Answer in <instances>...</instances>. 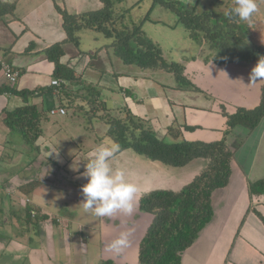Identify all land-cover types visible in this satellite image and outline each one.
Listing matches in <instances>:
<instances>
[{"label": "crops", "instance_id": "crops-1", "mask_svg": "<svg viewBox=\"0 0 264 264\" xmlns=\"http://www.w3.org/2000/svg\"><path fill=\"white\" fill-rule=\"evenodd\" d=\"M176 1L188 7L195 5L201 12L212 0ZM258 2V17L255 20H258L259 30L264 33V0ZM11 3L13 6L10 8L8 4ZM6 4L5 12L0 14V62L10 64L17 71L18 78L10 86L0 73V159H10L9 151H5L7 142L11 139L5 116L7 112L26 104L23 97L11 89L31 91L30 95H26L27 103L43 109L44 116L49 114L52 107L64 108L65 114H53L62 118L68 114L69 101L72 99L69 95L80 94L85 84L93 85L99 90L98 101L104 90L108 92L107 97L110 98L107 103L103 101V104L110 112L130 110L146 121L158 138L198 139L207 142L225 138L234 153L228 184L217 188L211 195L212 218L199 232L193 244L184 250L180 264H264V193L250 194L248 188L250 182L264 179V116L251 129L239 123L229 126L225 116V113L232 114L238 108L252 109L261 101L264 79L255 82L250 80L251 69L257 62L241 59L217 64L211 60L207 43L201 40L198 51L184 61V75L192 81L194 88L184 86L185 88L180 89L172 74L124 64L114 55L111 47L103 46L107 43V38L92 30L82 29L78 33L79 46L71 41L62 44L64 54L60 57V62L73 69L74 78L67 80L63 86H52L54 63L48 60L42 50L66 37L62 16L57 7L69 13H77L99 9L102 2L0 0L1 7ZM152 10H155V6ZM172 14L169 17L160 14L168 22L161 18H149L142 25L144 33L159 43L161 48L164 39L170 38V31H177V25L174 26L172 22ZM146 24L155 25H147V29H151L156 38L148 35V30L144 27ZM157 24H161L160 27H156ZM247 27L250 30L257 29L252 25ZM244 29L248 36L247 29ZM250 40L264 45L261 39ZM79 99L82 100L81 104L87 103L84 98ZM185 126H193L194 129H185ZM171 127L180 130L177 137L170 134ZM42 134L35 141L39 154L34 152L37 158L32 164L40 162L41 152L50 154V150L46 151L44 148L46 140L41 139ZM101 145L111 146L103 140L99 146ZM95 149H88L83 157L90 159ZM34 153L27 152L20 162H26V157L29 158ZM53 153L57 157L52 150L51 156H47L51 160H54ZM76 157L74 155L70 160L75 167L86 162L85 159ZM112 161L119 165L115 169H122L126 179L137 185L140 194L155 188L179 189L204 165L201 159H194L182 167L166 166L131 149L118 152ZM46 166L52 171L48 175L53 178L54 165ZM30 170L35 171L30 181L37 180L39 171H42L40 165ZM60 170L59 174L63 176L61 180H64L66 174L71 180H77L75 186L80 184V188L87 182V178L82 175L85 167L72 173L63 171L62 168ZM20 172L21 169L11 171L12 176L8 182L13 188H6V191L22 194L21 187L26 181L23 176L24 183H18L21 176L17 175ZM56 185L55 183L54 186ZM30 190V186H27L26 193H30ZM2 192L0 190L1 196ZM20 202L26 203L23 199ZM41 214L45 218L34 229L36 237L39 236L37 242L34 238L31 239L33 235H28L27 241L21 242L13 235L6 236L0 232V264H98L101 259H110L115 264H138V245L150 220L148 214L138 209V201L131 215L98 217L97 228L90 231L88 229L87 232H84V224L77 223L75 231L61 223L65 221L71 225L61 215L57 217L59 225L52 219L53 213L45 211ZM31 217L34 221V215ZM1 220L0 215V223ZM125 231L129 232L128 247L120 255L109 252V242ZM43 236L45 239L41 241Z\"/></svg>", "mask_w": 264, "mask_h": 264}, {"label": "trees", "instance_id": "trees-1", "mask_svg": "<svg viewBox=\"0 0 264 264\" xmlns=\"http://www.w3.org/2000/svg\"><path fill=\"white\" fill-rule=\"evenodd\" d=\"M100 1L101 8L77 13H69L57 7L62 16L66 37L42 51L48 60L54 63L52 76L54 79L63 80L61 86L74 78L73 69L60 62V57L64 54L62 44L71 41L79 46V31L89 29L107 38V43L103 46L111 47L114 55L124 64L169 72L178 83V88L183 89L184 86L194 88L184 75L185 66L181 62L166 60L159 43L148 37L142 29L143 22L149 19L148 15L155 5L170 9L176 17L175 24H180L191 39L199 42L204 40L211 53V60L217 64H227L241 59L257 62L259 58L264 57V46L248 38L242 21L226 15L234 6V0H216L214 4L219 9L201 12L196 11L195 5L188 7L176 0H152L146 15L138 22L129 17L131 7L122 5V0ZM12 6V3L8 4V7ZM6 7L7 4L0 6V14L5 12ZM221 7L225 8V11H222ZM93 89L94 93H91ZM11 90L22 96L26 104L7 112L4 120L10 129V135L20 134L31 148L30 152H37L39 147L35 145V141L42 133L38 128V121L45 115V111L35 104L27 103L26 95H30L31 91ZM79 97L87 102L89 111L102 110V101H98L99 90L93 85H83ZM225 116L229 126L237 123L250 129L256 126L264 116V83L261 86V101L257 106L252 109L238 108L232 114L225 113ZM104 121L108 124L105 134L119 145L118 152L131 149L137 154L171 167L185 166L194 159L203 161L201 169L179 189L155 188L142 193L138 198V209L150 217L138 245V264H180L184 250L193 244L199 232L212 218L213 191L228 184L233 151L225 138L208 142L198 139L158 138L146 121L126 109L123 117H111ZM184 128L194 129L193 126ZM170 131L175 137L180 132L175 127H171ZM36 158L37 154L32 155L27 162L32 164ZM48 162L56 165L50 158ZM30 182L23 184L21 188L36 183ZM248 188L250 194L264 193V179L250 182ZM24 206L26 222L30 228L37 229L39 221L45 216L37 212L34 215L35 220L32 221L31 208L25 202ZM33 237L34 235L31 237L32 240ZM98 264L115 263L110 259H101Z\"/></svg>", "mask_w": 264, "mask_h": 264}, {"label": "rangeland", "instance_id": "rangeland-1", "mask_svg": "<svg viewBox=\"0 0 264 264\" xmlns=\"http://www.w3.org/2000/svg\"><path fill=\"white\" fill-rule=\"evenodd\" d=\"M258 3L259 2L257 0V4ZM150 4H152V0H122V5H124L125 7H131L128 15L134 22L142 20V18L146 15ZM206 7L207 8L205 10L217 8L219 9V7H216V4H214V0H212L209 6ZM221 10L225 11V8L222 9L221 7ZM196 11H198V7L196 8ZM171 13L173 12L170 9L155 5V10H152V12L149 13L148 17L156 19L161 18L162 21L168 22L167 19L165 17H162L160 14H165L167 17H169ZM256 17L258 16L255 14L251 24L242 21V25L248 31L247 33L249 39H261V43L264 44V33L259 30L258 20H255ZM172 20L173 25H177V31L175 30L176 32L172 33L171 30L169 33L170 38L164 39V43L162 42L163 48L161 49L163 52V56L168 61L181 62L184 66H186V63L184 61L192 56L194 52L198 51L200 42L191 39L188 36V33L180 24H175L176 17L174 19L173 16ZM147 25L148 24H146L144 27L146 30H148V35L156 38L153 35L152 30L147 29L149 25L154 24H149L148 26ZM157 25L158 26L156 27H160L161 24ZM247 25H252L258 30H250L248 29ZM160 37L162 36L160 35ZM190 49H193L194 51ZM188 80L190 85H193L192 81L190 79ZM97 88L98 87H95V89ZM91 93H94V89ZM69 96H71L70 98L72 99L69 101L70 105H68L67 116H63L64 118H60L51 114H48L46 116L42 115V119L40 120V124L38 125V128L43 133L41 139L43 141L46 140L44 141L46 142L44 144V148L46 151L50 150V154L41 152L40 154H42V156H40V158L42 159L39 160L40 162H37L36 164H29L27 162L29 158L27 157L26 162H20L21 159L25 157L24 155H26L27 152H30L31 148L26 146L27 144L23 142L21 135L16 133L10 135L12 137H10L11 139L7 142V145L5 147L6 153H8V151L10 153V159H0V190H3L2 196L0 195V215L2 217L0 223V232L4 233L6 236L13 235L15 239L20 240L21 242H26L28 235H34L33 238L35 239V242L39 240V236L36 237L37 233L36 231H34V228H30L31 226L27 224L25 220V207L23 206L24 202L22 204L20 202V200L22 199L23 201H26L28 207L33 210V215H36L37 212L40 214L42 212L44 213L45 211H49V213H53L51 217L52 219H54V222L57 221V224L60 223L59 219H57L58 215H61L63 218L68 219L71 225L67 224V222L65 223V221H61V223H64V226L68 229L73 228V230L75 229V231H77V223H79L81 225L84 224V232H87L88 229L89 231L93 230L94 228L96 229L98 225V217L91 212L85 213L82 205L80 204L83 200V195L79 186L80 184H77L78 186H75L78 181L74 179L71 180L66 174L64 176V180H61L63 176L59 173L61 171V168L63 169V171L72 173L85 167V165L89 162V159L84 158L83 154L90 148H97L102 140L103 142L112 145L114 142L109 138V136L105 134L108 128V124L104 121V119L108 120L111 117H123L124 112H120L117 110H112L110 112L109 109L106 108V105L103 104V101L107 103L108 98L110 97H107L108 92L105 90L102 92L101 96V106L103 108L101 107L102 110H99L98 112L89 111V106L86 103L84 105L81 104L82 100L79 99V94L72 93ZM88 135L90 136V139H88ZM52 150H54L57 155V157H55L53 153L54 160L57 161L55 162L56 165H54V167L52 166V168L54 169L53 178L48 175V173L52 171H50V168L46 166H51V164L48 162L49 157L47 156H51ZM37 154L39 153L37 152ZM32 155L33 154H31L30 156L32 157ZM74 155L77 156L76 158L85 159L86 162L83 165H79V167H75V164L70 161ZM116 157L117 156H115V158ZM113 158L114 156L112 157V160ZM54 160L52 159L51 161ZM112 160L109 163L111 164L113 169L118 168L119 165ZM39 165L40 168H42V171H39L40 174L38 175L37 180H32L38 183L32 184L30 186V193H26L27 187H24L22 191H20L22 192V194L19 192L14 193V191L12 193H10V191H6V188H13L12 186H10L11 183L8 182L9 177L12 176L11 171H20L21 169L19 175L15 173L17 176H21V179L18 183H24V181L22 180L23 176L24 180L26 181L25 183H27V181L29 182L31 180V176L35 172L30 169H34L35 167L38 168ZM54 182L57 184L56 186H54ZM144 192H141V194ZM44 208L45 211H42V209ZM30 219L32 220V218ZM54 226H56V224H54ZM44 239L45 236L41 238V241Z\"/></svg>", "mask_w": 264, "mask_h": 264}, {"label": "clouds", "instance_id": "clouds-1", "mask_svg": "<svg viewBox=\"0 0 264 264\" xmlns=\"http://www.w3.org/2000/svg\"><path fill=\"white\" fill-rule=\"evenodd\" d=\"M257 11V0H234V6L226 15L251 24ZM260 79H264V57L258 59L250 73L252 82ZM119 150V145L115 143L98 146L85 165L82 175L87 178V182L81 186L83 200L80 203L85 213L111 218L117 214L128 216L134 211L140 195L137 185L126 179L122 169H113L109 163ZM128 244L129 232H121L109 242L107 250L120 255Z\"/></svg>", "mask_w": 264, "mask_h": 264}, {"label": "built area", "instance_id": "built-area-1", "mask_svg": "<svg viewBox=\"0 0 264 264\" xmlns=\"http://www.w3.org/2000/svg\"><path fill=\"white\" fill-rule=\"evenodd\" d=\"M0 73L6 83L10 86L14 85L17 78H18V73L16 70L13 69V67L10 64H7L5 62H0ZM63 83L62 79H52L51 80V85L52 86H60ZM49 114H60L63 115L65 114V109L61 107H52L49 109ZM32 215L33 210H31Z\"/></svg>", "mask_w": 264, "mask_h": 264}]
</instances>
